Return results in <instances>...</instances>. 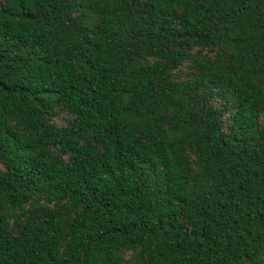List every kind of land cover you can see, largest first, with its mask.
Instances as JSON below:
<instances>
[{"label": "trees", "instance_id": "trees-1", "mask_svg": "<svg viewBox=\"0 0 264 264\" xmlns=\"http://www.w3.org/2000/svg\"><path fill=\"white\" fill-rule=\"evenodd\" d=\"M0 264H264V0H0Z\"/></svg>", "mask_w": 264, "mask_h": 264}]
</instances>
